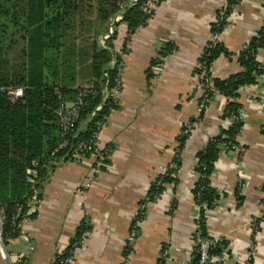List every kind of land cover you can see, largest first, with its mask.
Masks as SVG:
<instances>
[{
  "label": "crops",
  "instance_id": "crops-1",
  "mask_svg": "<svg viewBox=\"0 0 264 264\" xmlns=\"http://www.w3.org/2000/svg\"><path fill=\"white\" fill-rule=\"evenodd\" d=\"M31 1L0 0L1 55L11 66L28 59ZM226 3L161 0L146 26L131 38L125 23L117 27L115 51L126 49L123 92L119 109L111 113L98 138L100 150L107 154L105 165L97 169L95 155L53 161L47 179L37 190L36 206L22 220L20 234L6 241L10 256L5 259L0 253V264H16L18 260L54 264L85 218L90 219L93 229L72 264H158L165 250L167 264L193 263L198 205L192 191L198 180L194 171L197 154L232 124L223 117L228 99L219 93L191 130L177 175L179 184L167 185L161 198L148 204L137 241L128 255L125 251L140 203L158 170L174 158L182 126L200 116L202 93L194 92V69L212 38L211 25ZM122 15L115 20L121 21ZM70 19L72 34L61 41L73 45L70 48L67 44L57 56L72 60L74 66L66 74L61 69L59 84L68 89L88 87L92 80L91 47L83 50L80 46L78 11ZM263 26L264 0H240L219 40L237 54ZM105 40H100L101 45ZM168 44L175 50L163 59L160 70V65L152 63ZM83 58L90 62L87 76L79 66ZM257 60L264 68V47L259 49ZM240 70L237 56H222L212 71L215 78L226 79ZM239 102L244 124L237 137L241 152L222 150L215 164L211 181L220 199L207 220L208 233L229 242V264H246L245 252L254 239L252 264H264V220L256 233L252 225L264 208V72L256 84L241 90ZM238 186L241 201L235 193Z\"/></svg>",
  "mask_w": 264,
  "mask_h": 264
},
{
  "label": "trees",
  "instance_id": "trees-1",
  "mask_svg": "<svg viewBox=\"0 0 264 264\" xmlns=\"http://www.w3.org/2000/svg\"><path fill=\"white\" fill-rule=\"evenodd\" d=\"M149 1L151 0H138L132 7L131 0H32V16L30 17L32 28L29 35L27 61L11 66L9 61L2 58L1 52L4 45L0 41V204L7 207L9 216L13 214L16 204H24L25 211L21 220L24 219L29 210L28 200L39 189L40 184L47 179L53 161L60 160L64 155V152H60L55 158L51 155L60 141L59 120L56 114L60 100L56 91L59 90L68 100H74L79 92L87 88L68 89L59 84L61 69L66 74L74 66L72 60H60L59 55L57 56L60 49L67 48L68 43L65 44L61 40L72 34L70 18L78 11L81 15L82 26L86 23V10L94 9L97 21L104 26L103 29L100 27L93 29L95 40L91 46L90 55L92 80L91 85L88 86L99 91L100 95L96 98L92 96L85 98L86 105L80 114L79 132L73 141V144H76L81 140L92 138L97 132L99 124L104 123L113 111L119 109V103L115 102L113 98L107 97L102 109L96 111V107L104 99V89H110L115 85L120 64L124 63L123 54L126 53V49L123 53H118L114 48V40L117 38L116 29L121 23H125L129 29V38H131L140 28L146 26L155 10L151 12L146 10V4ZM239 2L240 0H227L226 7L217 13L216 22L211 25L212 38L207 43L204 53L194 69V77L203 75L200 82L204 85L205 97L200 101H205L204 108L201 110L199 118L182 126L181 133L177 137V152L173 158L176 168H169L165 176H159L152 182L146 195L148 200L141 201L140 210L132 223L130 233L137 231L139 235V224L146 217L148 203L158 201L167 185L176 187L179 184L177 175L182 165V153L191 134V129L196 122L204 118L207 107L219 93L228 99L223 117L235 120L229 128L222 130L220 135L211 138L203 150L197 154L194 170L200 173V177L192 191L193 199L200 207L199 218L196 221L199 227L198 232L203 239L211 238L205 217L206 209L214 210L220 199L218 192L212 187V173L222 150H232L233 145H238L237 137L244 127L240 117L243 107L239 102L241 90L256 84L264 72V68L257 60L259 49L264 47V26L237 54L228 51L219 39H213L220 37L226 30L229 17ZM160 3L161 0L156 1L155 5ZM122 14V20L117 22L115 19ZM110 23L112 24V35H110L108 27ZM105 34L110 36L105 40V44L101 45L99 39ZM72 45L68 44L70 48ZM174 50V45L168 44L160 50L152 66L162 64L163 59L170 56ZM222 56L228 58L237 56L241 70L226 79L215 78L212 71L213 66ZM150 75L153 76V74ZM10 86L23 87V98L11 101L1 90ZM92 113H95V116L91 118ZM34 161L39 163V175L35 188L27 182L28 171ZM239 190L240 186L236 188L235 193L238 200L241 201ZM262 220H264V216L256 218L254 220L256 226ZM92 229L93 225L90 219L85 218L67 250L56 258L54 264H60L63 259L73 255L76 249L75 244L79 243L83 236L90 233ZM7 233L6 241L9 238L17 237L20 234V228L12 232L11 224H9ZM228 245L229 242L223 239L211 252L212 255H221ZM76 247L81 246L78 244ZM131 250L128 241L125 253L128 255ZM199 260L200 256L196 246L192 264H199ZM160 262L165 264V261L160 260Z\"/></svg>",
  "mask_w": 264,
  "mask_h": 264
},
{
  "label": "built area",
  "instance_id": "built-area-1",
  "mask_svg": "<svg viewBox=\"0 0 264 264\" xmlns=\"http://www.w3.org/2000/svg\"><path fill=\"white\" fill-rule=\"evenodd\" d=\"M156 1L158 0H151L146 4V10H148V12H151L155 9ZM105 38L107 39V37ZM213 39L216 40V39H219V37H214ZM120 65L121 66H120L119 73L117 74V77L115 79V82H116L115 85L110 89H107V88L104 89L103 91L104 99L102 103L96 107V111H99L102 109L103 104L106 101L107 97L113 98L115 102H118V103L120 102V97L123 92L122 78H123L124 67H125L124 63H121ZM163 65H164V62L160 64L159 66L160 70L163 67ZM202 77L203 75L196 76L194 85H193L194 92L197 91V92L202 93L200 100L205 97L204 85L200 82ZM1 90L3 93H6L7 97L11 101H17L23 98L24 96L23 87L10 86L6 88H2ZM56 93L60 100L59 107L56 110V114L59 120V140L60 141L56 149L51 153V155L53 156V158H55L57 154H59L60 152H64V155L63 157H61V159L66 158L67 156H70L74 160H81L86 156V154L95 155L97 157V163H96L97 169L99 167H103L105 165L107 154L106 152L100 150V147L98 144V138H99L100 132L106 126L108 118H106V121L104 123L99 124L98 130L97 132L94 133L92 138L84 139V140H81L80 142H77L76 144H73V141L77 137L78 132H79L78 125L80 122V114L82 112V108L86 105L85 98L87 96H92L93 98H96L97 96L100 95V92L97 91L96 89L87 87L81 92H79V94L76 95L74 100H68L65 96L62 95V93L59 90L56 91ZM204 102H205L204 100L202 102L199 101L200 112L204 108ZM94 116H95V113H92L91 118ZM231 120L233 122V120L235 119H231ZM232 149L238 150L239 152H241L238 145H233ZM176 152L177 150H175V153ZM169 168H172V169L176 168V165L174 164L173 159L166 168H162L158 170L157 177L165 176ZM195 173L197 174V177L199 179L200 173L198 172H195ZM38 175H39V163L37 161H34L32 163V167L28 171V177H27V182L31 184L33 188H35V185L37 184ZM144 199L148 200L147 196ZM36 203H37V190L35 191V194L27 202V206L29 207V210L32 207L36 206ZM24 211H25L24 204H16L14 207L13 214L9 216L7 212V207L3 204H0V253L5 259L9 258L10 256V254H8L6 250V237L8 235L7 228L9 224H11L12 232H15L17 228H20L22 224L21 218L22 216H24ZM199 211H200V207L198 206L197 219L199 218ZM211 212L212 210L206 209L205 217L207 218V220L210 217ZM262 216H264V208H263ZM262 216L260 218H262ZM254 220L252 222V225H253L254 233H256L260 229V225L263 220L257 226ZM198 229L199 227L197 225L195 229V234H194V240H195L194 242H195V246H197V250L200 256L199 264H229V260L231 259V254L228 248L229 246L223 250L221 255H212L211 253L215 248H217L219 243L224 238H212L211 237L208 239H205V238L203 239L200 236ZM90 233L89 232L86 233L83 236V239L79 243L75 244L76 249L74 250L73 255L68 256L65 259H63L60 264H72L73 263L75 259L76 251L80 248L76 246L78 244L82 246L86 238L90 235ZM137 238H138V232L132 231L129 237V246L132 249L137 241ZM255 244H256L255 240L253 239L250 242L248 249L245 252L246 264H250L251 261L253 263V260L255 257V251H256ZM168 257H169L168 251L165 250L160 257V260L165 261V264H167ZM160 260L158 261V264H162ZM16 264H27V263L25 261L18 260Z\"/></svg>",
  "mask_w": 264,
  "mask_h": 264
},
{
  "label": "rangeland",
  "instance_id": "rangeland-1",
  "mask_svg": "<svg viewBox=\"0 0 264 264\" xmlns=\"http://www.w3.org/2000/svg\"><path fill=\"white\" fill-rule=\"evenodd\" d=\"M86 18H87V22L86 24L77 27L76 31H77V35L81 38L80 39V46L81 48L84 49H88L89 47L92 46V42H93V37H95V31L93 30L95 27L99 28L100 27V22L97 21V17H96V11L94 9L90 10H86V14H85ZM113 30L110 31V35H112ZM91 34V35H90ZM110 35L105 34L102 35L99 39V41L103 38V40H105V37H109ZM103 45V44H102ZM88 59H82L79 62V66H81V70H82V75L87 76L88 70H89V65L90 62L87 61ZM16 64L19 63L15 62Z\"/></svg>",
  "mask_w": 264,
  "mask_h": 264
},
{
  "label": "water",
  "instance_id": "water-1",
  "mask_svg": "<svg viewBox=\"0 0 264 264\" xmlns=\"http://www.w3.org/2000/svg\"><path fill=\"white\" fill-rule=\"evenodd\" d=\"M138 2V0H135L134 2H133V4H132V7L134 6V5H136V3ZM123 18V15L118 19V20H121Z\"/></svg>",
  "mask_w": 264,
  "mask_h": 264
}]
</instances>
